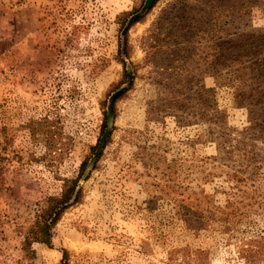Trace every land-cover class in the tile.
<instances>
[{
	"label": "rangeland",
	"instance_id": "374dc122",
	"mask_svg": "<svg viewBox=\"0 0 264 264\" xmlns=\"http://www.w3.org/2000/svg\"><path fill=\"white\" fill-rule=\"evenodd\" d=\"M64 252L264 264V0H0V264Z\"/></svg>",
	"mask_w": 264,
	"mask_h": 264
},
{
	"label": "trees",
	"instance_id": "16d2710c",
	"mask_svg": "<svg viewBox=\"0 0 264 264\" xmlns=\"http://www.w3.org/2000/svg\"><path fill=\"white\" fill-rule=\"evenodd\" d=\"M78 180L66 179L60 196L47 198L44 206L37 213L35 222L26 232L23 252L26 258H33V243L50 245L53 228L59 223L64 213L82 200V189L78 188ZM62 264H71L68 252H64Z\"/></svg>",
	"mask_w": 264,
	"mask_h": 264
},
{
	"label": "water",
	"instance_id": "95a60500",
	"mask_svg": "<svg viewBox=\"0 0 264 264\" xmlns=\"http://www.w3.org/2000/svg\"><path fill=\"white\" fill-rule=\"evenodd\" d=\"M112 122H113V119L110 117L109 118V124H108V131L111 129V126H112ZM104 142V141H103ZM103 145V144H102ZM89 170H90V168H89ZM88 170V171H89Z\"/></svg>",
	"mask_w": 264,
	"mask_h": 264
}]
</instances>
